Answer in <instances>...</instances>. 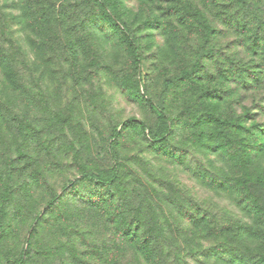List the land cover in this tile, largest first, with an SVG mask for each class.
Returning a JSON list of instances; mask_svg holds the SVG:
<instances>
[{
	"label": "rangeland",
	"instance_id": "374dc122",
	"mask_svg": "<svg viewBox=\"0 0 264 264\" xmlns=\"http://www.w3.org/2000/svg\"><path fill=\"white\" fill-rule=\"evenodd\" d=\"M234 2L0 0V264H125L140 217H241L264 182V0ZM112 168L107 203L82 174ZM193 245L191 264L247 254Z\"/></svg>",
	"mask_w": 264,
	"mask_h": 264
},
{
	"label": "trees",
	"instance_id": "16d2710c",
	"mask_svg": "<svg viewBox=\"0 0 264 264\" xmlns=\"http://www.w3.org/2000/svg\"><path fill=\"white\" fill-rule=\"evenodd\" d=\"M249 0H236L232 3L236 8L235 16L242 18L243 9L249 7ZM254 2H251L253 4ZM114 27L119 28L110 17L108 18ZM243 20V19H242ZM238 20V21H242ZM255 21H264L262 18L255 16ZM264 27L257 25L256 29L262 32ZM5 57L2 56L0 61ZM1 66V64H0ZM188 75V72L184 71L180 74V78ZM174 82V81H173ZM213 121L222 127H230L234 125V121L221 120L214 115L209 116ZM82 178L89 182L101 185L104 190L112 196L113 186L121 180L120 169L112 168L106 176H97L95 174H82ZM251 201H238L241 211V217H238L233 224L219 225L214 234L209 225L207 217L199 218L192 217L191 222H195L197 225L201 224L205 229L197 230L196 234L190 233L184 229H165L161 225V220L155 218L140 217L138 219L137 230H133L130 227L125 230L124 236L131 243H136L139 259L137 261L132 259V251L128 249L126 255L129 259L125 264H191V261L201 247H194L193 241H201L208 243L210 240L226 241L233 240L240 243L244 247V254H235L233 252L226 253L228 262L227 264H264V182L258 180L249 184ZM110 198L107 203H111ZM228 222V221H227ZM153 223L152 227L149 225ZM191 234V235H190ZM215 237V239H212ZM244 252V253H245Z\"/></svg>",
	"mask_w": 264,
	"mask_h": 264
}]
</instances>
